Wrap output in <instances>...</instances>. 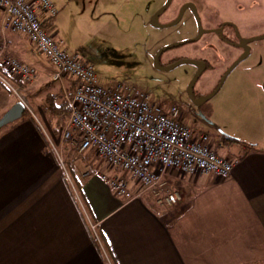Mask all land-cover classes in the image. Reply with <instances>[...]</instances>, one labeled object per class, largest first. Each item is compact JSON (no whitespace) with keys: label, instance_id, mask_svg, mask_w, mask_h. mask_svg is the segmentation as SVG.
<instances>
[{"label":"crops","instance_id":"0c3cea01","mask_svg":"<svg viewBox=\"0 0 264 264\" xmlns=\"http://www.w3.org/2000/svg\"><path fill=\"white\" fill-rule=\"evenodd\" d=\"M3 21L0 8L6 53L36 76L0 80V118L18 96L31 107L0 128V264H264V143L222 145L216 136L230 176L166 171L162 180L181 195L174 205L157 203L127 173L122 179L139 195L118 196L95 171L101 159L92 150L87 173L75 166L83 152L61 141L77 81H52L47 60L49 69L33 65L39 53Z\"/></svg>","mask_w":264,"mask_h":264},{"label":"rangeland","instance_id":"374dc122","mask_svg":"<svg viewBox=\"0 0 264 264\" xmlns=\"http://www.w3.org/2000/svg\"><path fill=\"white\" fill-rule=\"evenodd\" d=\"M49 1L56 13L49 16L37 10L39 20L48 16L50 21L47 22V33L67 53L91 66L98 85L104 88H116L119 85L134 88L146 94L150 102L180 104L194 75L193 66L182 64L161 71L156 68L153 55L159 49L196 33L195 23L190 16L185 14L176 25L158 29L149 25V18L166 0ZM177 2L179 0H174L170 9ZM171 17L173 15L168 10L160 19L167 21ZM260 43L264 47V39L253 44V58L239 64L223 82L217 94L202 108L200 114L213 121L216 129L203 122L193 123L188 117L184 118L183 123L192 129L195 136L201 133L208 135V144L221 157H225L226 150L217 147L215 137L219 133L247 144L255 141L264 143V55H261ZM185 49L183 47L164 52L160 63L170 55H180ZM30 58L33 65L41 64L50 68L40 54L31 55ZM207 75L198 79L195 89L206 86L207 80L212 85L217 81L215 73L210 74V77ZM54 87H58V84L51 83L50 90ZM24 98L18 96V101L21 99L27 110H30L29 102ZM82 154L83 158L79 156L75 160V166L79 167L78 170L90 173L86 165L93 161V155L88 156L87 151ZM94 162L98 164L95 171L105 176L107 182L112 178L122 179L126 173L104 161ZM138 193L134 191L133 196L137 197Z\"/></svg>","mask_w":264,"mask_h":264},{"label":"built area","instance_id":"2783aa9c","mask_svg":"<svg viewBox=\"0 0 264 264\" xmlns=\"http://www.w3.org/2000/svg\"><path fill=\"white\" fill-rule=\"evenodd\" d=\"M34 1L36 8L47 15L56 13L49 0ZM0 8L4 26L26 36L50 64L52 81L63 77L77 81L67 100L68 119L60 136L76 152L92 150L107 165L125 171L140 188L150 190L159 204L174 205L181 200L180 193L162 180L168 170L184 175L211 174L219 179L230 176L232 161L210 147L207 134L195 136L181 120L175 104L150 102L141 91L121 85L101 87L91 66L67 53L47 33L28 0H0ZM5 75L29 83L36 70L8 55L5 44L0 42L3 82ZM101 178L107 181L105 176ZM108 183L116 195L134 198L126 180L112 178Z\"/></svg>","mask_w":264,"mask_h":264},{"label":"flooded vegetation","instance_id":"af4514ba","mask_svg":"<svg viewBox=\"0 0 264 264\" xmlns=\"http://www.w3.org/2000/svg\"><path fill=\"white\" fill-rule=\"evenodd\" d=\"M173 1L171 0L166 10L158 17V23L160 25L170 24L182 10L180 20L185 14L190 16L195 23L196 33L185 40L174 43L180 45L163 51L162 49L165 47L159 49L153 55V62L155 64V57L157 56L158 67L155 66L161 71L171 70L182 64L193 66L194 75L192 79L199 70L201 71L191 87V94L188 93L187 89L192 79L184 91V98L180 104H170L176 105L181 113L182 121L188 117L189 121L193 123L203 122L212 128H216V124L204 118L200 112L204 105L217 94L230 73L242 62L253 58L252 47L258 40L250 41V39L264 35V0H179L170 9ZM168 10L173 17L167 21H161V16ZM152 15L149 18V25L151 26ZM259 45L261 55H264L263 43ZM183 47L187 48L183 53L170 55L163 63H160V57L164 52ZM160 50L161 52L158 54ZM184 61L185 63H182ZM177 63L179 65H176ZM214 73L218 78L213 85L207 80L206 86L195 89V84L202 75L208 74L207 76L210 77V74ZM221 81L223 82L221 83ZM220 83L221 86L214 93ZM209 85L213 87H208Z\"/></svg>","mask_w":264,"mask_h":264},{"label":"water","instance_id":"95a60500","mask_svg":"<svg viewBox=\"0 0 264 264\" xmlns=\"http://www.w3.org/2000/svg\"><path fill=\"white\" fill-rule=\"evenodd\" d=\"M170 2H171V0H167L165 2V4L158 11H156L152 15L151 23H152V26L153 27H155V28H165V27H169V26L176 25L179 22V20L181 18L182 10L180 11V14L178 15V17L173 22H171L170 24L160 25L158 23V17L164 12V10H166V8L169 6ZM198 25H199V21H198ZM260 39H264V35L259 36V37H253V38L250 39V41H255V40H260ZM176 45H180V44H173V45L167 46V47L163 48L162 51L163 50H166V49H169V48H172V47H175ZM160 52H161V50L158 52V54H160ZM182 63H185V61L182 62ZM155 65L158 67L157 56L155 57ZM176 65H179V63H177ZM200 73H201V71L199 70L197 72V74L195 75V77L192 79L190 85L188 86L187 91H188L189 94H191V87L193 86V84L195 83V81L197 80V78L199 77ZM222 82L223 81H221V83ZM221 83L218 86V88L214 91V93L219 89V87L221 86ZM262 88H263V91H264V82H263ZM25 109H26V107L22 103V101L19 100V101L15 102L12 105V107L9 110H7L4 113V115L0 118V128L1 127H4V126H6V125H8L10 123H13V122H15L17 120H19L22 117L23 113L25 112ZM219 134H221V133H219Z\"/></svg>","mask_w":264,"mask_h":264},{"label":"trees","instance_id":"16d2710c","mask_svg":"<svg viewBox=\"0 0 264 264\" xmlns=\"http://www.w3.org/2000/svg\"><path fill=\"white\" fill-rule=\"evenodd\" d=\"M50 21L49 18L41 21V25L43 28L47 29V22ZM68 109V107H67ZM68 111V110H67ZM67 116H68V112H67ZM221 136V140H222V145H231L233 143H242L239 139L234 138L232 136L226 135V134H220Z\"/></svg>","mask_w":264,"mask_h":264}]
</instances>
